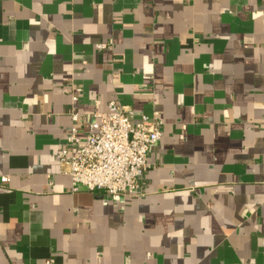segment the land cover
I'll return each mask as SVG.
<instances>
[{
  "label": "crops",
  "instance_id": "0c3cea01",
  "mask_svg": "<svg viewBox=\"0 0 264 264\" xmlns=\"http://www.w3.org/2000/svg\"><path fill=\"white\" fill-rule=\"evenodd\" d=\"M112 100L162 119L143 193L74 192ZM1 176L0 264H264V1L0 0Z\"/></svg>",
  "mask_w": 264,
  "mask_h": 264
},
{
  "label": "built area",
  "instance_id": "2783aa9c",
  "mask_svg": "<svg viewBox=\"0 0 264 264\" xmlns=\"http://www.w3.org/2000/svg\"><path fill=\"white\" fill-rule=\"evenodd\" d=\"M96 47L102 50L106 44L100 43ZM95 104L99 102L96 100ZM94 117L99 120L82 121L79 114L72 113L66 146L55 154L59 164L66 167L65 174L70 177L72 191L82 187L109 196L142 194L141 178L149 168L147 154L161 137L163 123L158 112L141 115L139 123L133 125L125 106L112 100L104 115L96 113ZM81 122L87 128L85 133L79 131ZM7 181V176L0 177L1 183Z\"/></svg>",
  "mask_w": 264,
  "mask_h": 264
}]
</instances>
